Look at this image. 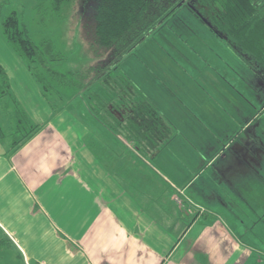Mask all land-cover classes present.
Listing matches in <instances>:
<instances>
[{
  "label": "crops",
  "instance_id": "obj_1",
  "mask_svg": "<svg viewBox=\"0 0 264 264\" xmlns=\"http://www.w3.org/2000/svg\"><path fill=\"white\" fill-rule=\"evenodd\" d=\"M19 60L24 64L15 58L10 69L0 60L10 79L9 94L0 97V251L15 250L24 264H264L244 223L237 228L238 214L217 208L223 203L221 183L190 192L196 175L188 169L196 163L189 156L198 162L193 174L218 162L207 163L200 143L177 151L176 136L157 156L146 154L125 137H113L89 112L81 114L78 105H51L39 84L19 87L13 75ZM207 77L215 91L228 87ZM174 88L167 91L175 98ZM141 93L173 126L165 106ZM200 96L212 112V95ZM19 111L27 116L30 135L17 144ZM210 149L211 158L220 152ZM238 200L232 201L237 213ZM233 219L232 226L227 220Z\"/></svg>",
  "mask_w": 264,
  "mask_h": 264
},
{
  "label": "rangeland",
  "instance_id": "obj_2",
  "mask_svg": "<svg viewBox=\"0 0 264 264\" xmlns=\"http://www.w3.org/2000/svg\"><path fill=\"white\" fill-rule=\"evenodd\" d=\"M39 4L38 0H0V60L5 59L10 69L15 65V58H19L6 41L3 45L2 37L4 20L17 13L33 42L45 50L44 59L48 63L39 62L34 67L47 76L54 73L52 82L55 86L68 81L63 104L78 105L81 114L87 113L89 107L98 110L105 106L113 114L109 121L111 127L115 126L124 132L117 131L120 136L123 134L138 145L144 141V136L136 133L139 136L136 139V134L121 128L133 118L130 106L137 100L131 93L127 92L125 96L113 92V88L117 91L121 88L118 75L124 74L138 90L154 95L158 103L165 106L172 118L169 121L178 130L177 139L180 141H176L174 149L179 151L185 143L197 148L200 143L201 152L210 160L207 163L218 160L214 166L212 163L210 168L206 166L202 172L193 174L198 162L189 156L196 163L188 169L189 176L196 175L193 178L196 183L190 192L196 193L204 183L215 187L221 183L224 205L222 203L217 208L226 214L230 209L234 215L238 214L236 219L244 226L240 224L237 228L241 226L249 231L248 240L260 245V253H264V83L253 66L188 7H184L141 43L119 65L117 72L110 70L101 78L104 71L115 64V58L113 49L95 45L94 16L98 0H71L59 13L51 12L48 5L39 9ZM55 57L60 61L55 62ZM23 62L21 65V60L17 61L20 67L19 72L13 74L15 84L27 88L30 84H38L27 61ZM203 72H206L205 77L199 76ZM258 73L263 75L262 71ZM208 75L222 79L228 87L221 85L215 91L213 86H208ZM195 79L201 81L202 86L200 83L196 85ZM172 88L176 90V99L167 91ZM200 94L208 98L212 95L215 105L212 112ZM27 111L32 114L35 109L27 108ZM3 128L9 135L10 125L6 121ZM211 147L220 151L212 158L208 157ZM180 160L186 162L184 157ZM239 194L244 196L245 202L238 200ZM237 200L242 206L238 208L239 213L232 202L235 201V205ZM197 210L207 213L205 209ZM227 222L232 226L236 223L234 219ZM0 264L24 263L15 250L7 248L0 251Z\"/></svg>",
  "mask_w": 264,
  "mask_h": 264
},
{
  "label": "trees",
  "instance_id": "obj_3",
  "mask_svg": "<svg viewBox=\"0 0 264 264\" xmlns=\"http://www.w3.org/2000/svg\"><path fill=\"white\" fill-rule=\"evenodd\" d=\"M38 2L40 3L39 9L41 6L47 7L48 5L51 12L59 13L62 7L68 5L71 0H38ZM184 7H188L199 19L203 20L234 52L246 59L261 76L258 71L264 68V0H98L94 16L95 45L113 49L115 58V64L107 68V71H104L100 77L105 76L110 70L117 72L119 65L141 43ZM2 32L15 54L27 61L31 74L42 88L44 95L51 101V105L58 103V106L60 102H63L67 96L65 92L69 87L68 81L64 80L61 84L59 83L60 86H55L52 82L55 77L54 73L47 76L34 67L39 62L48 63L44 59L45 50L33 42L27 29L21 25L17 13H12L4 20ZM55 58V62L60 61V58ZM50 62L54 61L50 60ZM118 79L121 88H118V91L117 88H113V92H120L125 96L128 92L137 100L130 106L133 118L121 128L125 132L144 136V141H141L139 145L128 139L126 142L134 145L138 150L145 151L146 154L157 156L175 139L178 131L126 75H118ZM9 89V76L0 65V97L9 94ZM114 96L118 98L117 94ZM58 109L62 111L66 109V106ZM88 112L114 136L119 135L117 131L124 133L117 130L115 126L111 127L109 121L113 114L105 106L98 110L89 107ZM16 118L17 135L15 134V137L18 136V139L15 142L18 144L22 141L19 140L20 136L27 139L30 133L26 126V114L19 111ZM3 134L0 127V137ZM138 135L136 139H139ZM121 136L125 137L123 134Z\"/></svg>",
  "mask_w": 264,
  "mask_h": 264
},
{
  "label": "flooded vegetation",
  "instance_id": "obj_4",
  "mask_svg": "<svg viewBox=\"0 0 264 264\" xmlns=\"http://www.w3.org/2000/svg\"><path fill=\"white\" fill-rule=\"evenodd\" d=\"M260 71H262V72H263V75H262V76H260V77L262 78V80H263V83H264V68H263L262 70H260Z\"/></svg>",
  "mask_w": 264,
  "mask_h": 264
}]
</instances>
